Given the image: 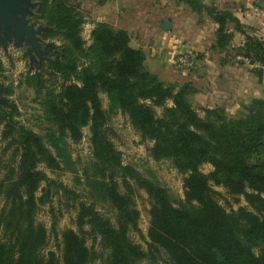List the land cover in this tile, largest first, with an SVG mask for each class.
<instances>
[{
    "label": "trees",
    "instance_id": "16d2710c",
    "mask_svg": "<svg viewBox=\"0 0 264 264\" xmlns=\"http://www.w3.org/2000/svg\"><path fill=\"white\" fill-rule=\"evenodd\" d=\"M187 2L195 11H208L219 24L220 41L229 37L227 23L239 21L231 11L206 6L201 0ZM43 18L54 27L45 38L61 36L64 40L51 67L65 81L74 78L78 82L64 83L60 92L47 89L44 114L54 128L40 134L15 120L18 107L9 98L12 89L0 81L3 136L12 137L21 147L16 178L0 184L6 201L0 215L4 226L0 264H92L99 257L105 258L104 252L88 246L72 229L62 233L58 245L61 255L53 250L45 252L50 231L35 218L38 206L52 201V186L76 194L50 179L39 165L74 170L69 140L80 141L87 125L93 160L84 175L95 201L79 203L77 224L81 233H89L107 250L105 264H136L159 249L174 264H264V161L248 163L249 158L264 152L261 108L245 118H229L223 108H205L203 117L189 95L197 90L188 83L176 86L161 80L148 68L143 48L131 45L126 29L98 21L92 42L87 44L81 35L86 15L67 0H44ZM256 54L264 65L262 54ZM34 83H39L38 92L45 88L38 75L28 76L27 84ZM101 92L107 94V110ZM156 107L162 108L161 115ZM119 111L128 115L144 139L154 142L150 149L154 159H172L185 174V200L179 206L172 203L166 187L123 162L107 128L109 115ZM204 163L214 166L210 174L200 170ZM42 181L46 185L37 197ZM210 181L245 196L253 210L240 207L228 212L214 197ZM135 185L153 201L148 250L129 236L132 228H138L140 213L134 204ZM97 202L108 203L115 219L103 215ZM57 222L53 214L52 231L58 237Z\"/></svg>",
    "mask_w": 264,
    "mask_h": 264
},
{
    "label": "rangeland",
    "instance_id": "374dc122",
    "mask_svg": "<svg viewBox=\"0 0 264 264\" xmlns=\"http://www.w3.org/2000/svg\"><path fill=\"white\" fill-rule=\"evenodd\" d=\"M69 4L80 6V0H67ZM141 2L144 0H134ZM155 3L156 0H146L145 3ZM175 6L179 7L177 14L170 11H159L158 28L161 32L170 31L163 29L162 21H174L173 45L176 55L169 62L168 68L159 70L152 66V62L146 64L148 68L156 73L159 78L167 83L182 86L191 84L197 91L189 94L194 107L201 116H205V108H223V113L229 118L249 117L254 111L261 108L264 117V65L257 57V52L264 57V0H201L206 6L214 7L218 10H228L234 13L239 21L228 22L225 26V33L228 38L220 41L217 34L219 24L208 14L206 9L195 11L187 0H172ZM262 1V2H261ZM37 3L33 7L32 21L36 26L49 27L40 34L43 43L53 48L52 55H46L42 59L31 61L27 54L26 43L20 48L13 45L5 51L0 48V81L10 86L12 92L9 98L17 105L18 113L15 120L28 129H32L40 134L47 133L54 126L49 123L44 114L43 97L47 89L56 92L62 90V85L78 82L74 78L65 81L52 67L51 63L56 61L59 48L64 40L61 36L45 38V35L52 32L54 27L47 24L43 18L44 0H32ZM261 2L262 4H259ZM29 18V16H28ZM30 21V20H29ZM108 22V21H107ZM116 28L113 22H108ZM96 26L95 18L86 15L85 23L82 26L81 35L87 44L92 42V30ZM125 29V28H121ZM260 43L261 49H258ZM185 46H182V45ZM144 50V49H143ZM145 51V50H144ZM188 53L194 61L192 69L187 68L177 61L179 53ZM146 53V52H145ZM253 56V58H252ZM210 58L211 62H207ZM206 68L211 75L210 79L199 80V70ZM204 70V69H202ZM38 75L45 88L37 91L39 83L27 84V77ZM202 94V95H200ZM103 107L108 109V97L104 92L100 93ZM255 101H262V104ZM171 103V102H170ZM253 106V110H250ZM158 115L162 114V108L156 107ZM110 138L115 146L122 152V159L125 164H129L138 169L143 176L151 179L156 184L166 187L169 190L170 198L175 206H179L185 200L184 178L185 174L180 173L175 167L172 159L156 160L151 155V147L154 142L144 139L141 133L135 129L127 114L117 112L109 115L107 123ZM3 124L0 125V184L4 185L16 178L18 163L20 160V144L12 137L3 136ZM83 136L80 141L69 140L70 152L75 162V169L66 168L50 169L43 163L39 168L44 170L52 180L64 184L76 194H67L62 189L52 186V201L43 205L40 204L36 211V222L50 231V240L45 252L49 250L62 254L58 245L62 238V233L67 229H72L80 233L88 246L95 245L98 251L104 252V259L100 257L92 264H105L108 255L107 250L94 242L89 233H81L77 224L78 206L80 202L91 203L92 199L89 187L85 180L84 171L93 160L92 144L90 141L89 125L82 128ZM262 155H255L248 159V163H262ZM214 169L211 163H204L200 170L205 174H210ZM45 182L41 186L36 196L40 197ZM212 189L215 191L214 197L228 211H237L240 207H247L253 210L247 203L245 196L230 193L224 185L210 181ZM121 191L125 192L126 187L122 186ZM264 197V193L262 194ZM134 204L139 210L138 228H132L129 236L136 244L148 250V230L150 227V210L153 201L144 189L135 185ZM4 193L0 188V215L5 206ZM98 210L106 217L114 220L115 211L108 203L97 202ZM53 214L57 217L58 237L52 231ZM264 214V212H263ZM85 229H89L85 226ZM4 236V226L0 219V240ZM136 264H174L168 254L159 249L153 256L149 255L144 260L137 261Z\"/></svg>",
    "mask_w": 264,
    "mask_h": 264
},
{
    "label": "crops",
    "instance_id": "0c3cea01",
    "mask_svg": "<svg viewBox=\"0 0 264 264\" xmlns=\"http://www.w3.org/2000/svg\"><path fill=\"white\" fill-rule=\"evenodd\" d=\"M146 0L137 2L134 0H80V9L85 15L95 18L98 21L113 22L117 27L125 28L131 36V45L141 47L145 50L147 62H152V66L161 70L168 68L176 49L173 45V27L170 31L161 32L158 28V12L170 11L177 14L179 7L175 6L172 0H156L151 3ZM162 21L163 29L164 22ZM182 46H185L184 44ZM181 53V52H180ZM207 62H211L210 58ZM204 69V70H202ZM211 71L201 67L199 70V80L210 79ZM202 95V94H200Z\"/></svg>",
    "mask_w": 264,
    "mask_h": 264
},
{
    "label": "water",
    "instance_id": "95a60500",
    "mask_svg": "<svg viewBox=\"0 0 264 264\" xmlns=\"http://www.w3.org/2000/svg\"><path fill=\"white\" fill-rule=\"evenodd\" d=\"M36 4L32 0H0V48L7 51L10 45L20 48L28 43V53L38 50L42 41L40 34L49 27L36 26L29 21L28 16L33 14ZM171 25V21L164 22L165 29H170Z\"/></svg>",
    "mask_w": 264,
    "mask_h": 264
},
{
    "label": "flooded vegetation",
    "instance_id": "af4514ba",
    "mask_svg": "<svg viewBox=\"0 0 264 264\" xmlns=\"http://www.w3.org/2000/svg\"><path fill=\"white\" fill-rule=\"evenodd\" d=\"M32 10H33V8H32ZM33 16H34L33 14L29 15L30 22H33L32 21ZM42 38H43V36H42ZM26 49H27V51L29 49L28 43H26ZM33 53L36 54L38 59L40 60L46 55H52L54 53V51H53V48H51V46L47 44V42L46 43L41 42L38 50H33L31 53L27 52L31 61L35 60V58H36L33 56Z\"/></svg>",
    "mask_w": 264,
    "mask_h": 264
},
{
    "label": "built area",
    "instance_id": "2783aa9c",
    "mask_svg": "<svg viewBox=\"0 0 264 264\" xmlns=\"http://www.w3.org/2000/svg\"><path fill=\"white\" fill-rule=\"evenodd\" d=\"M177 61L187 68L192 69L194 67V61L188 53H179L177 55Z\"/></svg>",
    "mask_w": 264,
    "mask_h": 264
}]
</instances>
